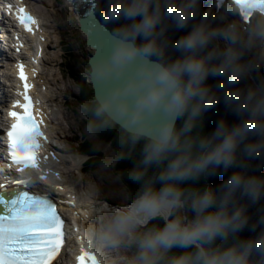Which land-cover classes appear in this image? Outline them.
<instances>
[{
    "label": "clouds",
    "instance_id": "obj_1",
    "mask_svg": "<svg viewBox=\"0 0 264 264\" xmlns=\"http://www.w3.org/2000/svg\"><path fill=\"white\" fill-rule=\"evenodd\" d=\"M221 6L216 12H201V0L99 6L104 25L115 26L110 51L91 71L117 82L84 105L86 130L95 135L119 124L122 144H142L131 176L141 185L136 195L102 206L86 229L100 264H264V228L254 237L238 235L249 223L241 201L264 198V176L249 174L246 164L264 160V80L238 86L264 67V12L253 10L245 23L232 0ZM170 28L188 31L173 41ZM209 77L218 78L214 86ZM221 100L238 122L221 118L211 133L193 135ZM151 168L157 171L148 176ZM229 169L238 170L215 189L183 187ZM257 225L264 215L250 230Z\"/></svg>",
    "mask_w": 264,
    "mask_h": 264
},
{
    "label": "snow or ice",
    "instance_id": "obj_2",
    "mask_svg": "<svg viewBox=\"0 0 264 264\" xmlns=\"http://www.w3.org/2000/svg\"><path fill=\"white\" fill-rule=\"evenodd\" d=\"M232 3L239 6V14L245 23L253 10L264 12V0H232ZM5 7L12 10L11 4ZM92 7L95 9L96 5ZM16 19L29 32L32 31L31 25L36 24V20L22 7L16 9ZM16 68L24 89L19 95L24 102L15 101L11 105L12 108L22 109L21 112L10 110L7 113L13 120L6 132L7 154L11 165H15L21 173L35 170L41 173L39 179L44 180L46 175L38 159L39 141L43 139V134L32 115L33 105L28 96L31 85L27 82L24 64L17 63ZM30 180L31 177L28 180H13L12 183L18 188H27ZM4 188L0 185V264H52L61 251L65 236L64 221L57 213L56 203L46 194L14 190L6 195ZM77 241L81 247L76 264H100L90 247L85 248L84 238L78 236Z\"/></svg>",
    "mask_w": 264,
    "mask_h": 264
},
{
    "label": "rangeland",
    "instance_id": "obj_3",
    "mask_svg": "<svg viewBox=\"0 0 264 264\" xmlns=\"http://www.w3.org/2000/svg\"><path fill=\"white\" fill-rule=\"evenodd\" d=\"M28 2L38 12L47 30L50 31L51 43L47 48L42 77L43 79L46 77L51 83L45 99L48 102L52 101L56 116L55 123L62 128L63 139L68 140L69 153L66 159L69 160V157L76 152L84 153L79 150L78 145L82 141H88L102 156L104 163L85 175L86 185L94 186L93 190L96 195L102 198L106 205L121 206L128 201V196L119 174L114 169L116 155L110 145L99 141L87 132L85 113L82 105L77 101L80 89L69 75L70 68L75 76L84 77L85 86L91 89L88 82V59L92 51L86 46L85 37L79 30L77 15L67 9L64 0H47L48 3L39 0H28ZM253 74L257 81L258 79L263 80L258 72ZM246 84L252 83L245 80ZM257 165L258 171H261V166ZM67 166L70 169L68 164ZM250 167L251 164H249ZM63 170H67V167ZM222 173L227 172L221 170ZM220 183L221 181L217 184ZM72 184L80 187L82 183L76 180Z\"/></svg>",
    "mask_w": 264,
    "mask_h": 264
},
{
    "label": "trees",
    "instance_id": "obj_4",
    "mask_svg": "<svg viewBox=\"0 0 264 264\" xmlns=\"http://www.w3.org/2000/svg\"><path fill=\"white\" fill-rule=\"evenodd\" d=\"M172 31H170L168 36L171 40L175 41L179 36L182 34H171ZM170 54L173 58L179 55L177 52H172L170 50ZM69 75L73 82H75L78 85V88L80 89V94L77 97V101L82 105L83 111H84V105L88 104L92 99V92L91 89L85 86L84 81L85 78L82 76H75L72 71L69 72ZM217 82L216 78L209 77L207 80V83L210 85H215ZM85 113V111H84ZM85 113V117H86ZM225 119L226 122L231 125L232 123L237 122V117L234 113H232L230 110H228L223 101L221 100L216 107L206 112L201 121L198 124V127L194 130L193 135L199 134V135H206L208 133H211L214 128L216 127L217 121L219 119ZM87 119L85 121V124L87 125ZM178 122V126H179ZM121 129L116 125L111 130H105L98 132L94 136L101 142L106 143L111 146L113 149L115 155H116V162L114 165L115 171L119 174L121 182L123 183L128 199L130 197H134L137 193V191L140 188V183L136 182L134 179L131 178L132 173L135 169L136 164L141 158V149L142 144H136L135 146L122 144L120 141L121 136ZM78 148L80 151H83L86 154H89L92 156V160L88 163L86 166L88 170H94L97 166L104 163V160L102 159V156L96 152V150L88 143V141H82ZM247 164V162H246ZM238 169H229L227 173H222L221 171H218V173L214 176H208L206 178L202 177L198 182L192 183L189 182L188 184L183 185V187H196V188H203L206 185L212 186L214 189L218 185L217 183L220 182L222 179H226L232 171H237ZM157 170L155 168H151L148 170L147 175L152 176ZM249 174H255L257 175V171L255 170L254 166L251 165V170H249ZM221 175V176H220ZM242 203H247V214L249 216V223L248 226L240 232L238 235L240 238L245 239L249 237L256 236L262 228H264V225H257L255 231H251V226L255 224L259 217L261 215H264V204L262 199L256 203L251 204L246 199L241 201ZM154 223H162L161 221H154ZM178 251V250H174Z\"/></svg>",
    "mask_w": 264,
    "mask_h": 264
},
{
    "label": "water",
    "instance_id": "obj_5",
    "mask_svg": "<svg viewBox=\"0 0 264 264\" xmlns=\"http://www.w3.org/2000/svg\"><path fill=\"white\" fill-rule=\"evenodd\" d=\"M91 13V15H89ZM79 30L86 37L85 44L92 50V54L88 59V66L90 69L89 83L93 92V97H98L102 92L106 91L108 87L117 81H106L98 79L94 72L91 71L92 66L96 61L110 51L111 48V36L109 30L114 25L105 26L101 15H98V11L93 9L92 6L86 8L84 13L79 15L78 18ZM121 129V125L117 124Z\"/></svg>",
    "mask_w": 264,
    "mask_h": 264
},
{
    "label": "bare ground",
    "instance_id": "obj_6",
    "mask_svg": "<svg viewBox=\"0 0 264 264\" xmlns=\"http://www.w3.org/2000/svg\"><path fill=\"white\" fill-rule=\"evenodd\" d=\"M41 2H47V0H39ZM66 1V4L69 3V7L71 9V11L77 15V18H78V15L82 12V6L84 5V3L80 4L77 0H64ZM95 1V4H96V7H97V10L100 11V7L99 6H102L103 5V2L104 0H93ZM48 3V2H47ZM71 3L75 4V5H71ZM86 7V6H84ZM42 35L43 37L46 35L45 31L42 32ZM0 40H2L4 43H8L10 41L9 39V36L7 35V33H0ZM35 41H36V37H32L30 38L27 42L24 43V46L21 50V53L26 55L27 57H30L31 54H32V49H31V46L35 44ZM48 42H50V31H49V37H48ZM51 43V42H50ZM7 47V45H5ZM45 55V50H44V53H43V57ZM45 59H46V55H45ZM245 59H247V57H245ZM7 69H2L0 67V82H2L4 84V86H0V94H3V93H7V95H4V101H6V103L9 101V98H11V95H12V92L13 91V88L12 87H7L8 85L10 86H13V84L15 83L14 80H12L10 78V76H8V74H12L13 73V69H12V65H10V63H7L6 64ZM37 69H40L39 67H37ZM5 73V74H4ZM6 78H10L11 81L7 80ZM7 85V86H5ZM42 85L45 86V88L47 89H50L51 88V83L49 80H43L42 82ZM40 96L44 97L42 94H40ZM50 96V95H49ZM4 107H6V104L3 103H0V126L2 125V112H1V109H3ZM5 111V110H3ZM57 136L59 138H62V133H56ZM52 148V147H51ZM62 154V151L61 150H58V149H53L52 150V156L53 157H60ZM78 165V161L73 159V167H76ZM71 168H72V165L70 164ZM30 170H25V173H28ZM81 201H83L81 199ZM79 228H84L85 225H78ZM114 254V253H113Z\"/></svg>",
    "mask_w": 264,
    "mask_h": 264
}]
</instances>
